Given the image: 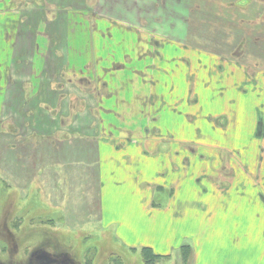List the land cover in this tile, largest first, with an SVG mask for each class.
<instances>
[{"label":"rangeland","instance_id":"374dc122","mask_svg":"<svg viewBox=\"0 0 264 264\" xmlns=\"http://www.w3.org/2000/svg\"><path fill=\"white\" fill-rule=\"evenodd\" d=\"M35 4L42 8L32 13L34 25L27 10L9 12L16 20L22 14L14 27L10 19L0 24V264H144L138 251L145 247L127 248L99 228L94 146L56 131L93 125L111 142L144 127L154 136L155 96L164 106L182 99L176 117L159 122L158 144L180 150L174 175L167 165L152 201L174 206L173 223L156 228L176 247L165 254L146 247V263L264 264V0H85L83 28H66L80 40L63 39L49 22L58 15L54 6ZM126 14H140L133 31L148 49L162 51L163 87L122 83L129 27L117 17ZM39 29L52 40L44 46L47 66L33 52L14 71L13 36L21 34L25 48L26 34ZM60 37L70 48L64 55ZM80 50L85 65L78 69ZM53 127L55 135L44 134ZM59 162L64 167L57 170ZM50 185L52 201L45 199ZM60 193L69 194L65 203L56 199Z\"/></svg>","mask_w":264,"mask_h":264},{"label":"crops","instance_id":"0c3cea01","mask_svg":"<svg viewBox=\"0 0 264 264\" xmlns=\"http://www.w3.org/2000/svg\"><path fill=\"white\" fill-rule=\"evenodd\" d=\"M19 1L23 3L21 10L18 9L20 7ZM46 1L48 5L50 4V6H54L57 9V17L49 22H54V24H57L59 26H55V29H59V33H61L63 36L62 38L65 40L79 39V37L77 38L76 36L72 35V29L70 31L72 35L71 36L69 34V31H66V28H68L69 23L74 24L75 27L80 26L81 29L83 28L82 26H84L83 23L85 21V14L82 13L79 9L85 8V0ZM35 3L36 0H0V24L3 22V18L10 19V11L16 10L19 13H25V11L27 10V21L28 26H30L29 24L32 23V20L33 18H35L37 12L39 14V8H42L41 6H37ZM43 8L45 7L43 6ZM28 9H30V11H28ZM118 11L121 12L120 9ZM19 13L18 16H16L17 20L13 15L10 19L13 23V27L14 25L20 23L19 16L22 14L19 15ZM32 13L35 15H33ZM139 16L140 14H126L121 18L117 17L118 22L124 24L125 27L127 25L129 27H127L129 30L127 29V31L125 32L126 40L129 42V47L126 50L127 58L125 59V62H123L124 65L120 70L123 73L122 83H155L156 87H163L159 83L163 82V78L165 75V72L160 67V64L164 60V55H162V51L159 53L156 50L148 49V45H146L144 38L141 36L142 33L133 31L136 29L133 27V25L138 24V18H140ZM32 25L34 24L32 23ZM130 25H132V28H130ZM64 30L66 32H64ZM81 31L82 30H80V32ZM113 31L109 32L110 37H108L107 40H109V38L110 40L112 39ZM114 32L116 33V31ZM2 33L3 32L0 31V43H2V41L4 40V35ZM20 35L21 34L17 33V36L14 35L12 38V42L14 44L11 45V56L13 60L12 62L10 61L11 58L8 60L10 65L14 63L17 66H12L15 67L14 71L19 70L18 65L19 61L21 60L20 57H27L26 59H28L30 55H34L33 52H37L39 56L43 54L44 58L47 55V59H41V61L44 62V67H46L48 63H46V61L49 60L51 54L49 49L50 47L45 48L44 46L52 45L51 37H45L44 35L48 34L44 33V31H41L40 29L35 30L33 34L28 32L26 34V39L29 40V43L24 45L26 48L25 49L22 48L21 43H19L18 39H20ZM79 35L82 39V35ZM40 39L46 41L45 44L43 43L44 53L42 50L43 47H41L40 44ZM60 39L61 37L57 39L59 41L57 46L59 45L58 47L63 51V55L67 54L66 51L70 48H65L66 44L64 43V41L62 44H60ZM35 40L36 42L37 40L39 42V49L36 48L37 43L35 42ZM93 40H96V37L94 35ZM33 43L35 45L34 48ZM15 44L16 46H18L19 44V49L15 50ZM191 51L193 50L191 49ZM22 54H26L27 56ZM97 54L98 53H96V55ZM83 55L84 54L82 50H80V52L75 51L77 63L83 60ZM30 62L32 63L33 61L30 60ZM112 62L113 61H110L109 65H111ZM83 65H85V63H83L82 61L81 64L78 65V69L80 67H83ZM73 67L74 66H71L70 68ZM110 67H112V65ZM172 79L173 78L168 77L167 81L169 82ZM228 82H235V80L232 81V79H230ZM191 83L195 82L192 81ZM131 90H133V85L131 87ZM145 97L146 95L140 96V98ZM134 98L137 101L138 95H134ZM157 98L158 97L155 96L154 103L158 102L159 105L154 109V113L152 114L153 118H151L153 119V123H151V125L154 130L153 132L155 133L154 136L150 135L152 129L147 132V129L143 127L142 130L140 129L139 135H137V133L128 131L130 132V134H128L127 132V136L125 135V137H122L121 135H115L116 138H113L114 140L110 142L103 139L99 128H95L93 125L89 127H75L69 130H67L66 128H61L58 131H56V129H54L53 127L49 130L44 131V134L55 135L53 133L54 131H56V133L59 132L62 138H65L67 141L70 140V142H91L92 146H94L96 155L95 162L97 163V186L95 188L97 201L96 214L99 220V228L103 232L110 233L111 239L120 241L127 248L150 247L156 253L165 254L170 251L171 248L173 249L176 246L172 240L171 235H163L162 237H159L157 232L160 229L156 228V225L157 222H165L166 224L169 222V224L173 223L172 209L170 208V206H174L170 204L169 207L167 206V209L153 207V192H155V189L157 188V186H159V184L163 185L164 176L162 171L165 167H167V165L170 164L172 167L171 171L168 169V175H174L173 162L177 163L176 158H178V155L175 153L179 152L180 149L178 147L179 145L177 146V144L174 143L168 144V146L158 144V134H162L161 130H163L159 128V122L165 118L173 119V117H176V108L174 109V104H176L175 106H178L179 102H181L182 99L178 102V97H171L169 98L171 100L168 102V106H164L163 98L160 97L159 101ZM188 99L190 100V98ZM132 102H134V99L131 96V103ZM161 102L162 108L160 107ZM192 102H195V100H192ZM80 116H82V114ZM152 137H155V139H153ZM72 138H79L81 139V141H75ZM161 142L163 141H160V143ZM62 167H64V165L61 162L55 164V169L57 170L62 169ZM149 169L152 170V173L155 177V181H153V183L150 182L151 180L149 179ZM170 183L174 185V182ZM58 184L60 183H57V185ZM83 186L81 188H83ZM51 189L52 187L50 185L48 191L49 194L47 198H45L48 201H52L53 199H55V197L52 195L53 193ZM186 198L189 199L190 197ZM56 199H64L65 203L66 200L69 199V194L62 197L60 193V196L58 198L56 196ZM55 205L57 206L56 203ZM60 206L63 207L62 205ZM48 207L51 208V206ZM195 211L196 209H192V213L195 214ZM254 263H260V261Z\"/></svg>","mask_w":264,"mask_h":264},{"label":"trees","instance_id":"16d2710c","mask_svg":"<svg viewBox=\"0 0 264 264\" xmlns=\"http://www.w3.org/2000/svg\"><path fill=\"white\" fill-rule=\"evenodd\" d=\"M85 155H87V153H85ZM16 193H14V196H15ZM146 248V247H145ZM145 248L143 249H140V251H138L140 253V257L143 261L144 264H147V259L145 258V255H144V252L146 251ZM46 255L49 256L50 254L46 252Z\"/></svg>","mask_w":264,"mask_h":264}]
</instances>
